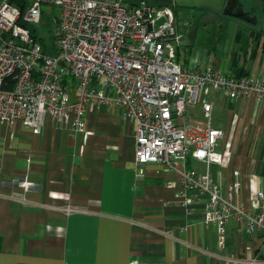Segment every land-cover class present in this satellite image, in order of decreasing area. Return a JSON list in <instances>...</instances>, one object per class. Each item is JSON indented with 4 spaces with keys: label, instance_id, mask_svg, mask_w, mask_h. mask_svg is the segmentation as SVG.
<instances>
[{
    "label": "crops",
    "instance_id": "obj_1",
    "mask_svg": "<svg viewBox=\"0 0 264 264\" xmlns=\"http://www.w3.org/2000/svg\"><path fill=\"white\" fill-rule=\"evenodd\" d=\"M252 33L239 51L206 67L250 76L253 62L256 78L264 81V37ZM258 37L263 45L252 48L249 42ZM241 40L236 36L235 44ZM202 102L213 105V126L232 140L231 162L207 168L188 159V165L209 170L225 192L239 170L237 200L260 210L264 103L216 92ZM198 108L203 116L200 105L189 116ZM221 113L226 119L214 123ZM135 151L133 125L118 107L90 106L83 133L50 118L39 134L21 121L0 122V264H234L251 257L264 264V234L248 233L242 222L231 221L220 248L217 227L203 222L205 200L186 212L168 185L175 176L163 166L147 165L139 177ZM67 207L79 211L68 214Z\"/></svg>",
    "mask_w": 264,
    "mask_h": 264
},
{
    "label": "built area",
    "instance_id": "obj_2",
    "mask_svg": "<svg viewBox=\"0 0 264 264\" xmlns=\"http://www.w3.org/2000/svg\"><path fill=\"white\" fill-rule=\"evenodd\" d=\"M43 4L61 10L56 52H45L25 27L41 21ZM180 44L174 5L149 0H30L23 14L12 0H2L0 122L21 121L39 134L50 118L83 133L90 106L121 108L134 128L139 177L147 165L163 166L175 176L168 185L177 190L186 212L205 200L203 222L217 227L224 248L231 221L242 222L248 233L264 234V205L256 211L237 200L242 189L239 170L233 171L235 180L225 192L209 170L188 167V159L207 168L227 167L233 149L224 130L212 124L211 103L202 102L204 122L191 121L189 110L208 90L231 100L264 103V81L226 74L211 65H183L177 58ZM263 199L264 192L257 191L256 200ZM261 261L251 257L233 262Z\"/></svg>",
    "mask_w": 264,
    "mask_h": 264
},
{
    "label": "rangeland",
    "instance_id": "obj_3",
    "mask_svg": "<svg viewBox=\"0 0 264 264\" xmlns=\"http://www.w3.org/2000/svg\"><path fill=\"white\" fill-rule=\"evenodd\" d=\"M231 1L235 2L233 10H231L233 16H225L219 13L215 22L200 25L194 38H190V33L210 13V10L174 6L176 29L181 38V44L177 49V58L180 62H188L190 64L195 62L200 66L206 67L213 60L227 57L232 50L239 51L248 39L252 40L250 39L251 35L254 34L252 32H258L259 35L264 37V0H228L227 2ZM41 10V21L38 24L30 25V27L35 31L37 43L43 48L53 50L55 48L56 29L61 10L59 7L49 4H43ZM237 34L241 35V44H235ZM260 38L258 37L253 42H249V45L252 48L263 45ZM249 66L251 67L250 76L256 78L258 75L256 63L252 62ZM213 92L212 90H208L207 93L202 92L199 103L201 107L202 100H206V97L210 98ZM190 116L194 121H200L203 117L199 108L190 111ZM225 116L223 113L219 116L214 115V123L219 119L224 121L226 119ZM197 118L199 120H195ZM188 167L192 168L193 166L188 165ZM137 169L139 174V168L137 167Z\"/></svg>",
    "mask_w": 264,
    "mask_h": 264
},
{
    "label": "water",
    "instance_id": "obj_4",
    "mask_svg": "<svg viewBox=\"0 0 264 264\" xmlns=\"http://www.w3.org/2000/svg\"><path fill=\"white\" fill-rule=\"evenodd\" d=\"M161 4L174 5L183 8L201 9L208 8L212 12L207 14L190 33V38H194L200 25H206L215 22L218 19L217 13L225 16H233L228 0H149Z\"/></svg>",
    "mask_w": 264,
    "mask_h": 264
},
{
    "label": "trees",
    "instance_id": "obj_5",
    "mask_svg": "<svg viewBox=\"0 0 264 264\" xmlns=\"http://www.w3.org/2000/svg\"><path fill=\"white\" fill-rule=\"evenodd\" d=\"M17 6H19L20 8H21V11H22V13L24 14L25 12H26V10H27V8L30 6V0H12ZM25 27H27L29 30H30V33H31V35L34 37V38H36L35 37V31L34 30H32V28L29 26V25H27V24H25ZM240 34H238L237 35V38H240ZM36 42H37V39H36ZM43 50L46 52H51V50H49V49H46V48H43ZM52 52H56V50L55 49H53L52 50ZM237 73V72H236ZM239 77H241V76H247V74L246 75H242V74H237Z\"/></svg>",
    "mask_w": 264,
    "mask_h": 264
},
{
    "label": "flooded vegetation",
    "instance_id": "obj_6",
    "mask_svg": "<svg viewBox=\"0 0 264 264\" xmlns=\"http://www.w3.org/2000/svg\"><path fill=\"white\" fill-rule=\"evenodd\" d=\"M234 3L235 2H233V1H231L230 3H229V5H230V8H231V10H233V5H234ZM201 9H203V8H201ZM205 9H208V8H205ZM208 10H210V12L212 11L211 9H208ZM217 14H219V13H217ZM220 14H222V13H220ZM193 19V18H192ZM201 20V19H200Z\"/></svg>",
    "mask_w": 264,
    "mask_h": 264
}]
</instances>
